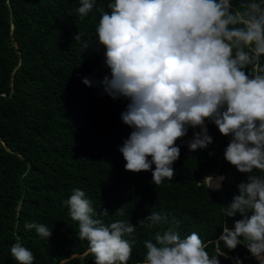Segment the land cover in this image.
I'll use <instances>...</instances> for the list:
<instances>
[{
  "label": "trees",
  "instance_id": "1",
  "mask_svg": "<svg viewBox=\"0 0 264 264\" xmlns=\"http://www.w3.org/2000/svg\"><path fill=\"white\" fill-rule=\"evenodd\" d=\"M112 2L95 0L81 19L80 0H0V264H20L10 253L15 243L32 252L33 264H95L64 203L77 188L106 224L135 225L131 238L136 243L127 264H144V241H154L157 231L169 227L181 238L196 232L214 255L224 220L232 229L240 218H225L222 210L247 174L224 158L230 137L209 121L213 140L207 147H187L198 127L176 141L180 156L172 165V180L155 185L151 170L125 169L119 147L132 130L121 120L128 101L104 92L100 81L110 70L103 47L96 49L97 9L110 12ZM232 2L238 6L241 0ZM77 32L88 49L73 40ZM209 174L225 177L220 190L206 188L203 178ZM251 174L264 176L256 169ZM151 212L166 222L149 228L144 218ZM27 223L44 224L51 235L43 238L26 229ZM220 250L241 264H257L243 243L229 251L221 242ZM219 260L235 264L223 256Z\"/></svg>",
  "mask_w": 264,
  "mask_h": 264
},
{
  "label": "clouds",
  "instance_id": "2",
  "mask_svg": "<svg viewBox=\"0 0 264 264\" xmlns=\"http://www.w3.org/2000/svg\"><path fill=\"white\" fill-rule=\"evenodd\" d=\"M94 2L80 0L81 19ZM107 7L110 12L97 9L96 49L103 47L110 70L100 81L104 92L128 101L121 120L132 130L119 147L125 169L151 170L155 185L172 180V165L180 156L176 141L189 128L199 127L187 147H207L213 140L205 123L209 121L230 137L224 158L247 174L222 210L225 218H240L232 229L224 220L216 254L209 255L196 232L181 238L169 227L157 231L154 241H144V264H220V256L241 264L238 257L220 250L221 242L229 251L243 243L264 264V176L251 174L254 169L264 172V0H241L238 6L232 0H114ZM81 37L77 32L73 40L88 49ZM82 82L92 84L88 78ZM224 179L209 174L203 183L218 191ZM64 203L95 264H127L136 243L131 238L134 224H106L79 188ZM103 215H108L106 209ZM144 219L152 228L167 218L151 212ZM25 228L46 239L51 235L44 224L27 223ZM10 253L20 264H33L32 252L20 243L13 244Z\"/></svg>",
  "mask_w": 264,
  "mask_h": 264
},
{
  "label": "built area",
  "instance_id": "3",
  "mask_svg": "<svg viewBox=\"0 0 264 264\" xmlns=\"http://www.w3.org/2000/svg\"><path fill=\"white\" fill-rule=\"evenodd\" d=\"M249 254H250V252H249ZM251 257H252V259H254L257 262V264H259V262L255 259V257H253L252 255H251Z\"/></svg>",
  "mask_w": 264,
  "mask_h": 264
},
{
  "label": "rangeland",
  "instance_id": "4",
  "mask_svg": "<svg viewBox=\"0 0 264 264\" xmlns=\"http://www.w3.org/2000/svg\"><path fill=\"white\" fill-rule=\"evenodd\" d=\"M198 130H199V127H198Z\"/></svg>",
  "mask_w": 264,
  "mask_h": 264
}]
</instances>
